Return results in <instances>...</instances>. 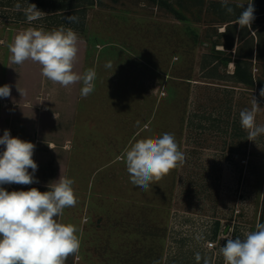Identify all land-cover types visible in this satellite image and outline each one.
<instances>
[{
    "label": "rangeland",
    "instance_id": "rangeland-1",
    "mask_svg": "<svg viewBox=\"0 0 264 264\" xmlns=\"http://www.w3.org/2000/svg\"><path fill=\"white\" fill-rule=\"evenodd\" d=\"M17 2L27 6L0 0ZM35 2L45 15L31 23L0 6V87L11 86L0 98V136L8 129L35 144L39 183L2 187L43 192L60 175L74 180L77 204L58 219L76 226L80 249L66 264H224V238L264 223V135L248 140L239 117L253 96L264 125V13L255 9L241 29L239 4L228 3L229 14L217 0ZM61 26L79 37L75 71H96L87 97L82 83L64 88L39 64L9 59L18 31ZM163 133L174 135L185 163L144 191L119 157Z\"/></svg>",
    "mask_w": 264,
    "mask_h": 264
},
{
    "label": "clouds",
    "instance_id": "clouds-1",
    "mask_svg": "<svg viewBox=\"0 0 264 264\" xmlns=\"http://www.w3.org/2000/svg\"><path fill=\"white\" fill-rule=\"evenodd\" d=\"M26 3V7L19 2L14 7L24 13L29 23L43 18L45 13L36 4L28 3V0ZM221 3L229 14L233 13L228 0H221ZM244 4L237 5L243 10L236 24L241 29H250L255 19V8L252 0H247L246 8ZM65 19L69 23L77 20L74 15ZM78 44L79 37L71 28L61 26L45 31L29 27L18 31L8 45L9 59L16 65L29 60L39 64L41 75L46 80L64 88L82 83L80 95L87 97L94 91L96 71L94 68L87 69L83 74L75 71ZM17 90L23 94L18 87ZM10 96V85L0 87V98ZM260 96L264 97V88L260 90ZM260 110V105L252 96L251 108L242 109L239 113L240 125L247 130L248 140L255 141L264 135V125L256 123ZM144 127L148 128V125ZM0 145L4 146L0 153V264H66L68 257L76 256L80 249L76 226L58 219L63 216L65 208L77 204L72 187L74 180L60 175L58 180L48 183L47 191L41 192L32 187L27 191L9 192L2 185L39 183L35 177L38 165L33 159L36 146L12 137L8 129L0 136ZM119 159L124 162L131 183L144 191L185 163V155L171 133L136 139L124 149ZM255 229L245 232L243 239H234L230 235L224 238L227 242L220 248L224 264H264V223L258 222ZM200 259L197 253L196 260L199 262Z\"/></svg>",
    "mask_w": 264,
    "mask_h": 264
},
{
    "label": "trees",
    "instance_id": "trees-1",
    "mask_svg": "<svg viewBox=\"0 0 264 264\" xmlns=\"http://www.w3.org/2000/svg\"><path fill=\"white\" fill-rule=\"evenodd\" d=\"M2 2H4L5 0H1ZM7 1H9V0H7ZM21 2H23V1H21ZM260 2V8H259V11H257V12H260V13H264V0H260L259 1ZM32 3H34V4H36L37 2H35V0L32 2ZM0 6H7V8L6 9H11V8H13V10H16L15 9V5H7V4H3V3H0ZM36 6H37V4H36ZM17 11V10H16ZM22 15V14H24L22 11H17L16 12V15ZM51 15V14H50ZM10 18H12V19H15V20H17V19H21L20 18V16H17V17H11L10 16ZM24 18H26V17H24ZM24 18H22V19H24ZM90 40H96L95 41V43H97V39H95L96 37L94 36V35H92V36H90V37H88ZM243 67H242V65H241V62L240 61H238V60H236V69H235V71H234V73L235 74H237V75H240L241 76V78H243V81L245 80L246 81V78L245 77H243V69H242Z\"/></svg>",
    "mask_w": 264,
    "mask_h": 264
},
{
    "label": "crops",
    "instance_id": "crops-1",
    "mask_svg": "<svg viewBox=\"0 0 264 264\" xmlns=\"http://www.w3.org/2000/svg\"><path fill=\"white\" fill-rule=\"evenodd\" d=\"M217 1L221 2V0H217ZM259 1L260 0H252L255 9H257V8L259 9L260 8L261 4H260ZM228 3H232V4L245 3V8L248 6L247 5V0H228ZM236 19H237V17H236Z\"/></svg>",
    "mask_w": 264,
    "mask_h": 264
},
{
    "label": "built area",
    "instance_id": "built-area-1",
    "mask_svg": "<svg viewBox=\"0 0 264 264\" xmlns=\"http://www.w3.org/2000/svg\"><path fill=\"white\" fill-rule=\"evenodd\" d=\"M209 244H210L211 246H214V244H216V243H215V241H210Z\"/></svg>",
    "mask_w": 264,
    "mask_h": 264
}]
</instances>
